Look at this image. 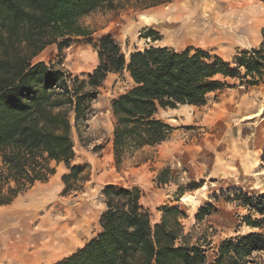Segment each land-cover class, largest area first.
Masks as SVG:
<instances>
[{"label": "trees", "instance_id": "1", "mask_svg": "<svg viewBox=\"0 0 264 264\" xmlns=\"http://www.w3.org/2000/svg\"><path fill=\"white\" fill-rule=\"evenodd\" d=\"M173 1L158 0L145 8ZM119 2L0 0V207L48 182L57 172L54 163L64 164L68 171L62 176L65 195L83 190L89 177L72 165L73 129L87 127L91 105L111 74L127 72L134 84L111 103L118 166L127 155L170 138L174 128L161 119L162 112L203 107L211 95L229 86L228 80H240L246 87L264 84V41L258 49L239 53L234 65L204 50L168 47H149L127 58L111 35L95 41L83 20L97 10H114ZM262 35L264 39V31ZM157 36L148 35L153 41ZM80 39L97 53L98 64L91 73L73 76L59 67L61 63H34L49 46L56 45L62 53ZM164 174L159 184L168 183ZM102 196L106 210L99 220L101 232L55 264L207 263L203 249L185 234L184 213L178 208L162 209L161 221L153 223L139 188L108 185ZM235 196L242 199L240 206L264 216V196L257 203L243 192ZM205 210L199 209L196 220L213 209ZM243 221L256 229L263 223L250 215ZM211 264H264V233L225 240Z\"/></svg>", "mask_w": 264, "mask_h": 264}, {"label": "rangeland", "instance_id": "2", "mask_svg": "<svg viewBox=\"0 0 264 264\" xmlns=\"http://www.w3.org/2000/svg\"><path fill=\"white\" fill-rule=\"evenodd\" d=\"M156 1L120 0L116 9L97 10L83 24L93 32L95 41L106 35L114 37L127 58L149 47H168L177 51L204 50L234 65L239 53L258 49L264 41V5L257 0L193 1L199 13L204 11L206 21L197 25L206 30L207 36L177 32L178 26H172L179 8L190 0L145 8ZM145 17L155 19L162 28L150 26ZM151 32L157 33L158 41L148 37ZM244 43L247 49L241 45ZM92 52V45L80 39L62 53L57 46L47 48L34 63H61L59 67L67 73L81 76L91 73L98 64ZM133 85L127 72L107 78L91 105L87 127L73 129L72 165L83 168L89 181L80 192L65 195L63 189L52 196L39 217L50 214L65 218L67 211H80L77 219L85 223V243L101 232L99 220L106 210L102 190L114 185L139 188L153 223L161 221L164 208H178L184 213L181 223L185 234L193 245L203 249L206 264L213 263L225 240L264 233V216L258 210L240 206L242 199L235 196V192H243L253 203L264 196V84L246 87L240 80H228L229 86L211 95L203 107L162 112L161 119L174 128L170 138L155 148L127 155L118 166L113 153L115 120L111 103ZM74 118L72 114V125ZM56 171L54 182L61 184L68 171L64 164L56 166ZM162 171L167 184L158 183ZM200 208L213 210L198 221L195 217ZM249 215L253 221L263 222L261 228L247 226L243 218Z\"/></svg>", "mask_w": 264, "mask_h": 264}, {"label": "bare ground", "instance_id": "3", "mask_svg": "<svg viewBox=\"0 0 264 264\" xmlns=\"http://www.w3.org/2000/svg\"><path fill=\"white\" fill-rule=\"evenodd\" d=\"M190 1L179 8L175 21L169 22L173 23V27L178 26L175 29L177 32H197L207 36L206 30L197 25L199 21H206L203 18L204 11L199 13L200 8L193 2L196 0ZM157 16L164 18L165 15L157 12ZM145 21L150 26H158L155 19L147 17ZM159 26L162 28V25ZM48 187L37 189V211L33 210L36 205V200L30 198L33 195L14 206L0 210V264H50L79 242L85 230V223L77 219L80 211H67L65 218H55L50 214L39 217L42 215L41 207L52 196L49 190L51 187Z\"/></svg>", "mask_w": 264, "mask_h": 264}, {"label": "crops", "instance_id": "4", "mask_svg": "<svg viewBox=\"0 0 264 264\" xmlns=\"http://www.w3.org/2000/svg\"><path fill=\"white\" fill-rule=\"evenodd\" d=\"M257 1H258V0H257ZM258 3H261V4L264 5V3L259 2V1H258ZM258 19H259V18H258ZM258 22H259V20H257V23H258ZM257 23H256V24H257ZM255 32H256V31H255ZM107 34H108V33H107ZM242 36H244V35L242 34ZM113 38H114V37H113ZM245 39L248 40L247 37H246ZM241 45L246 46V43L241 44ZM52 46H56V45H52ZM49 47H51V46H49ZM49 47H48V48H49ZM247 48H248V46H246V49H247ZM244 50H245V49H244ZM95 53H96V52H95V50H94V52H92L91 54H93V56H94V58H95V61H97V60H98V57H97V53H96V54H95ZM131 81H132V80H131ZM132 84H133V82H132ZM73 163H74V162H73ZM53 166L56 167V166H58V165H56V163H54ZM57 175H58V173H56L54 176H52V177L49 179V181L46 182V183H39L38 186H37V184H36V185L33 186L31 189H29L26 193H24V194L20 195L19 197H17V199H16L11 205L0 207V209L3 210L2 208H7V207L14 206L17 202L22 201V200H24V199L26 200L27 198H29L30 196L33 195V196L30 197V198H33L34 200H36V203H35L36 205H35V207H34L33 210L37 211V189H39V188H46V187L50 186L51 189H49V190H50V192H51V194H52V196H53V198H54L55 195H58V193L62 192L63 189L65 188L63 182H62L61 184H59L60 182H54V179L57 177ZM56 180H58V179H56ZM57 186H59V189L56 191ZM48 188H49V187H48ZM53 189H54V192L52 191ZM63 194H64V191H63ZM52 196H51V198H52ZM26 203H27V202H26ZM44 206H46V204H45ZM42 207H43V206H42ZM42 207H41V210L43 209ZM83 231H84V230H83ZM82 236H83V233L81 234V239H80V241H81L80 244L82 243L81 245H79V246H77V247L71 249L66 255H64V256H62L61 258H59V259H57V260L51 262L50 264H55V263L58 262L59 260H62V259H64V258L70 256L71 254L75 253V252L78 250V248L83 247L88 241L91 240V239H90V240H88L87 242L83 243V242H82ZM6 264H21V263H18V262H7Z\"/></svg>", "mask_w": 264, "mask_h": 264}]
</instances>
